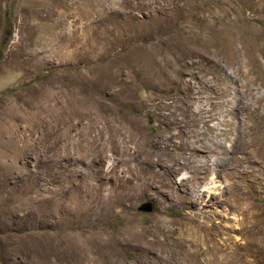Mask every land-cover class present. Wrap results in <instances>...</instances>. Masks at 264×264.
Masks as SVG:
<instances>
[{"label": "rangeland", "instance_id": "374dc122", "mask_svg": "<svg viewBox=\"0 0 264 264\" xmlns=\"http://www.w3.org/2000/svg\"><path fill=\"white\" fill-rule=\"evenodd\" d=\"M86 245L264 264V0H0V264Z\"/></svg>", "mask_w": 264, "mask_h": 264}, {"label": "bare ground", "instance_id": "6f19581e", "mask_svg": "<svg viewBox=\"0 0 264 264\" xmlns=\"http://www.w3.org/2000/svg\"><path fill=\"white\" fill-rule=\"evenodd\" d=\"M87 236V235H86ZM89 236V235H88ZM83 238V237H82ZM88 238V237H87ZM95 238V237H94ZM79 239H81V238H79ZM95 239H97V238H95ZM84 240V239H83ZM82 241V240H81ZM73 242V241H72ZM80 242V241H79ZM89 242V241H88ZM100 242H102V241H100ZM99 243V242H98ZM97 243V244H98ZM87 244H89V243H87ZM94 244H95V242H94ZM100 244V243H99ZM72 245V244H71ZM73 245H74V243H73ZM78 245V244H77ZM80 245V244H79ZM101 246V245H100ZM105 246V245H104ZM73 247V246H72ZM79 247V246H78ZM77 247V248H78ZM81 247V246H80ZM79 247V248H80ZM99 247V246H98ZM102 248V247H101ZM73 249V248H72ZM76 248H74V250H75ZM81 249V248H80ZM104 249V248H103ZM106 249V248H105ZM77 250V249H76ZM65 251V250H64ZM98 251H99V249H98ZM100 251H102L101 249H100ZM63 252V251H62ZM72 252V251H71ZM95 253H96V248L95 247H92V246H85V248H84V256H83V264H101V260H99L98 259V257H97V255H95ZM72 254L74 255V258L75 259H77V260H79V258H78V256L76 255V253L75 252H72ZM82 254V253H81ZM102 255V254H101ZM37 256V255H36ZM98 256H100V254H98ZM72 259V258H71ZM113 260V259H112ZM72 261V260H71ZM75 261V260H74ZM78 262V261H77ZM100 262V263H99ZM76 263V262H75ZM104 263V262H103ZM77 264V263H76ZM82 264V263H81Z\"/></svg>", "mask_w": 264, "mask_h": 264}, {"label": "water", "instance_id": "95a60500", "mask_svg": "<svg viewBox=\"0 0 264 264\" xmlns=\"http://www.w3.org/2000/svg\"><path fill=\"white\" fill-rule=\"evenodd\" d=\"M138 210L142 212H150L153 210V203L151 201L143 202L138 206Z\"/></svg>", "mask_w": 264, "mask_h": 264}]
</instances>
